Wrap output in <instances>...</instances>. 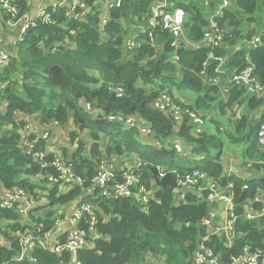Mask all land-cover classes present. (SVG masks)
<instances>
[{
    "label": "trees",
    "instance_id": "1",
    "mask_svg": "<svg viewBox=\"0 0 264 264\" xmlns=\"http://www.w3.org/2000/svg\"><path fill=\"white\" fill-rule=\"evenodd\" d=\"M93 1L86 2L91 7ZM154 1L120 0L118 6L110 9L102 26L96 11L87 15L86 21H73L68 20L64 9L58 6L46 8L51 21L43 22L40 17L34 21L18 42L14 58L0 77L4 82L1 96L5 99L4 111H0V185L15 187L32 195L39 190L47 195L49 203L44 209L37 208L28 215L29 225L35 226L37 234L44 235L55 223L52 206L74 199L91 186L101 157L134 155L142 163L140 182L148 189L155 187L156 193L146 207L134 197H98L95 200L97 208L93 212L97 219L94 229L101 236L94 238L92 248L78 251L82 264H140L147 255L161 256L164 264H192L197 241L205 234L202 219L209 208L207 199L211 191L204 188L208 181H215L216 185L224 188L230 186L235 228L241 232L231 246H225L223 239L211 236L207 245L212 252L220 253L224 262L243 254L245 246L251 252L264 253V215L250 220L242 212L246 200H253L258 191H264V151L257 148L256 142L264 112L255 119L251 116L261 100L248 97L246 110L240 117L229 126L222 124L224 137L233 144L247 145L249 137H255L248 151L250 157L259 161V175L248 179L225 176L220 162V149L225 142L219 140L217 143L215 135L206 133V130L194 135L197 123L187 113H182V119L176 121L171 115L153 109L151 101L160 92L173 96L175 91L184 89L197 93L190 104L180 102L189 110H215L217 104L220 111H224V107L232 108L234 103L241 104L245 100L244 89L236 87L227 102L218 100V88L210 85L200 74L207 49L181 47L178 62L169 61L172 36L166 32H156L158 48L149 43L147 35H142L143 43L131 49V55L124 59L122 44L129 30L122 22L132 24L135 17L145 14ZM175 2L185 10L187 38L199 39L202 27L207 23L203 18L202 0ZM232 2L234 7L216 18L223 31V45H232L238 39H249L259 33L261 46L249 50V56L262 82L264 0ZM15 3L19 13L28 7L27 0H15ZM66 37L74 43L73 46L63 45ZM246 51L245 47L231 53L227 48L219 47L215 52L230 54L228 60H231L225 68L228 73L244 66ZM213 69L214 64L209 65L208 73L212 74ZM117 87L123 89L121 96H116L113 90ZM16 113L31 115L43 124H70L72 129L68 131V139L77 146L71 151L64 147L59 151L47 150L46 139L40 134L30 131L26 136L24 121ZM109 114L139 116L149 123L152 133L150 137H143L135 126H128L117 119L109 120L106 117ZM216 122L220 125L218 122L222 121L217 118ZM202 126L201 123L198 128L202 129ZM175 138L184 144H192L190 150L186 152L184 149L182 153L195 157L194 162H174V155L181 153L174 147ZM213 147L218 151L209 157L207 154ZM39 152L42 157L35 155ZM59 154L83 179L82 185L58 192L57 183L46 184V176L58 175L51 161ZM157 166L163 169V174L159 173ZM195 170L203 171L207 176V180L200 183L203 187L201 195L188 192L184 202L175 203L176 174ZM36 174H40L37 181L34 179ZM254 205L259 206L258 203ZM100 212L108 219L103 220ZM4 218L13 221L8 225L10 231L22 229L20 223L24 218L14 209L0 206V219ZM36 225H40L38 230ZM81 225L86 228L83 223ZM2 232L6 239L12 238L9 231ZM11 243L9 248L0 244V264L7 263L15 255L17 243L14 240ZM33 256L35 264H55L60 259L41 248L35 250ZM11 264L30 263L24 260Z\"/></svg>",
    "mask_w": 264,
    "mask_h": 264
},
{
    "label": "built area",
    "instance_id": "2",
    "mask_svg": "<svg viewBox=\"0 0 264 264\" xmlns=\"http://www.w3.org/2000/svg\"><path fill=\"white\" fill-rule=\"evenodd\" d=\"M86 1L87 0H60L57 5L51 7L58 6L64 9V16L68 20L79 21L83 20L86 16L88 5ZM175 1L187 2V0H156L150 4L142 23L137 26L136 34L134 37H131V39H128L129 48L134 49L135 47H140L143 43L142 35H147L149 43L153 47L155 46L158 48V43L156 42V32H166L172 36L170 41L171 52L168 57L169 61L178 62V50L185 42H187L188 46H192L193 49H207V57L201 64L200 74L210 85L223 83L226 87L224 88L225 93H227L228 89L233 86L246 88L249 91L259 89L263 83L258 79V75L254 71L255 66L249 56V50H254L261 46L262 41L259 33H256L247 39L249 43L246 46V62L244 63V66L240 69L234 68L231 73H227L225 69L231 60H228L230 54L224 53L219 55L215 52L219 47L222 49L227 48V45H223V31L218 25L216 18L221 17L225 13V10L228 9L230 1L221 0L220 12L218 15L210 18L209 22L206 23V28L202 31V36L195 40L187 38L184 30V21L186 17L185 10L182 6L177 5ZM119 4L120 0H114L110 3L109 7H116ZM0 8L5 13L8 25H19V35L17 37V41H21L37 18L34 19L25 13H19V8L17 7L15 0H0ZM38 16L43 22L51 21L50 13L46 12V9H44ZM70 31L71 33H74V30ZM10 58L11 54H9L5 48L0 46V77L4 73L5 68L9 65ZM211 64H214V69L213 73L209 74L208 67ZM3 87L4 82L0 80V90ZM113 90L115 91L116 96H121L123 94V89L121 87L114 88ZM218 95L223 102H227L229 97L222 95L220 92H218ZM180 102L183 101L174 99L166 92H160L153 97L151 107L167 115H171L176 121H180L182 119V113H187L189 117L197 123L194 135H196L197 132L200 134L202 130L198 128V126L202 123V119L200 118L201 116L184 107ZM236 106L237 104L233 107L235 108ZM85 108L90 109L88 105H85ZM234 116L235 115L231 117ZM106 117L109 120L117 119L122 121L128 126L140 127L141 123H143L139 116L123 117L121 114H109ZM140 129L145 132L152 131L150 126H148L147 129L144 127ZM46 136L47 133L43 134V137ZM257 143L259 146L264 147V121L259 124L257 129ZM28 146L31 147V145ZM174 147L177 151L182 152V146L179 143L175 142ZM35 155L38 157L43 156L40 152ZM42 165H44V163ZM51 165H53V167L57 170L58 175L53 176L52 174H49L46 176V179L48 180L47 182L49 186H51L52 183L58 184V192H64L74 185H82L83 179L74 173L71 165L66 163L60 154L54 157L51 161ZM141 165V163H137L131 169L115 171L113 166L102 162L99 164L97 172L92 179L93 184L98 188L100 195L105 198L134 197L143 207H146L153 195L149 189L140 182L139 171L141 169ZM157 169L160 174H163V169L160 166H157ZM175 177L176 187L173 192L182 187H198L200 190L203 188L200 183L207 180L206 174L200 170L183 174L177 173ZM206 186L207 187L204 188L210 189L211 192H214L215 188L218 187L215 181L206 182ZM215 195L229 204L232 208L231 214L235 216L232 193L221 192L215 193ZM30 196V193L20 189L15 196L1 199L0 201L2 202L0 203V206L13 208L16 205L15 201L18 197H26V201L20 202V205L25 207L27 206V202L30 201ZM96 199H98V195L94 193L90 198H84L78 202L71 213V219L75 223V226L63 232L52 244H47L43 239L45 233L49 230L46 231L44 235H39L35 232V226L29 225V223L24 225L22 229H15L21 230V232H17V237L14 239L17 243L16 253L5 264H11V262L24 260L28 261L30 264H35L36 259L33 256V253L39 248L47 250L60 257L55 264H82L78 259V251L87 249L94 245V238L88 233V228H94L97 222V219L92 216L93 202ZM23 211L24 208L20 207L16 212L21 213ZM55 211L56 214L61 212L60 210L57 211V209H55ZM53 217L55 218V215ZM250 217V215H246L247 219ZM82 223L86 225V228L81 225ZM202 224L205 226L207 221H202ZM39 227L40 225H36V230H38ZM210 238L211 237H206L205 230V234L198 239L196 248L192 254V264H212L213 257L218 253H213L207 245ZM243 254L230 261L223 262L229 264H260L258 260V256L260 254L259 251L253 252V254H251L246 260L242 259ZM64 256L65 258H63Z\"/></svg>",
    "mask_w": 264,
    "mask_h": 264
},
{
    "label": "crops",
    "instance_id": "3",
    "mask_svg": "<svg viewBox=\"0 0 264 264\" xmlns=\"http://www.w3.org/2000/svg\"><path fill=\"white\" fill-rule=\"evenodd\" d=\"M60 0H27V5L28 7L23 10L22 12L31 16L32 18L36 19L38 18L39 14L46 8L57 5L59 3ZM114 1V0H101L103 7L100 9L97 5L96 2H98V0H94L92 6L90 7L89 4L87 5V12H86V16L83 20L81 21H86L87 20V15L92 14V12L96 11L101 19V26L102 24L106 21V19H108L109 16V11H110V3ZM230 3L228 5V9H232L234 7V4L232 2V0H229ZM203 2V7H202V13H203V18L206 20V22L208 23L210 18L218 15V13L221 10V0H202ZM35 3V4H34ZM224 12V11H223ZM145 14H142L141 16H137L135 17V21L133 22L134 25L138 26L139 24L142 23L143 18H144ZM126 22H122L123 25L130 27L129 25L125 24ZM207 25V24H206ZM206 25H204L202 27V29L206 28ZM132 27V26H131ZM19 35V25H8L7 21H6V16L5 13L3 12V10L0 8V46H2L3 48H5L7 50V52L9 54H11V57L14 58L15 53L17 52V45L18 42L17 41V37ZM132 33L131 31L129 32V35L124 39L123 44H122V53H123V57L124 59H127L129 55H131V49L129 48V40L131 39ZM189 42V41H188ZM248 40L247 39H238L234 42V44L232 45H227V49L230 50L231 53H236L237 51L244 49L247 45H248ZM63 45L64 46H68L71 47L74 45V43L68 38L66 37L63 41ZM182 47H185L186 49H190V50H195L193 49L192 46H188V43L185 42ZM232 71H230L229 73H231ZM3 75V74H2ZM263 85L259 88L256 89L255 91H249L246 88L244 89V97H254L256 99L261 100V103L258 105L257 109H259V114H262V112H264V80L262 81ZM209 85V84H208ZM214 86H216L218 88L217 90V94L216 97L218 98V100L222 101L219 98L218 92H220L222 95L229 97L232 93V91L238 87V86H233L230 87L228 89V92L225 93L224 92V88L225 85H223V83H217V84H213ZM181 92L183 94H181ZM187 93V90H178L175 91L173 94V98L176 100H181L183 102H189L188 104H190L194 98L190 97ZM215 96V93L213 94ZM223 102V101H222ZM236 104V103H234ZM242 104V103H241ZM216 105V109H207L208 111H194L197 115L199 114L202 119V132L201 134L206 130V133H212L215 135L216 131L218 132H222L223 133V125L225 126H229V123H233L236 119H238L240 117V114L237 111V106L234 108H227L224 107V111H220L219 107ZM4 107H5V99L1 96V90H0V111H4ZM244 111V109H243ZM219 114V116H218ZM223 115H227V118L225 117H221ZM235 115L234 117H231ZM16 116L20 119H22L24 121V132L26 134V136L28 135V133L30 131H34L36 134H40L43 137V132H48L49 134L46 137H43L46 139V149L50 150V151H59L60 148L64 147L66 150L71 151L73 150L77 145L74 143L72 145H55V141L54 139L50 136V129L45 127L46 129H44V131H42L41 133H39L37 131V129H35L32 124L33 121H37L35 118H33L31 115H19L16 113ZM257 116V117H258ZM256 117V118H257ZM17 118V119H18ZM217 118L220 119L222 122H218L220 125H217L215 123V126L213 127V122L217 121ZM141 121L143 123H141V126L144 128H148L149 123L141 118ZM255 119V118H253ZM32 122V123H30ZM38 122V121H37ZM29 124L30 126H28V128H26V124ZM39 123V122H38ZM45 124V123H44ZM48 125H50L51 127H56L57 129L59 127H62L64 130H66L67 133V140L68 139V131L69 129H72V126L70 124H66V125H59L57 122H51V123H46ZM136 127V129L139 131V133L141 134V136L143 137H150L152 131L150 132H145V131H141L140 128L142 127ZM147 131V130H146ZM176 132V130H174ZM195 132V131H194ZM255 137L251 136L249 137V140L247 142V145H237V149L236 146L233 145V143L229 140L226 139L223 135L222 140L225 142L223 147L220 149L221 151V156H220V162L222 164V174L225 176H238L241 178H253L259 175V169H258V164L259 161L253 159L252 157H250V151H248V147L251 146L250 144L252 143L253 139ZM179 139L175 138V142H178ZM91 141L89 140L88 143H90ZM256 142H257V134H256ZM156 145H159L158 142H155ZM180 145H182L183 149H187L186 152L188 150H190V147L192 144L188 143V144H184L179 143ZM185 145V148H184ZM226 145H231L233 146V149L237 150L241 155L240 156H227L224 153V149ZM257 148L260 151H264V147L259 146V144L257 143ZM88 149V148H87ZM47 152V151H46ZM236 152V151H235ZM185 156H189L190 158L195 159V157L190 156L187 153H184ZM245 156L248 157L247 159H245ZM100 163L104 162L107 163L108 165H111L114 167L115 171H121L123 169H131L134 165H136L137 163H141L140 158H137L134 155H110V156H103L101 157ZM99 163V164H100ZM142 164V163H141ZM40 176V174H36L34 175V179L37 181L38 177ZM48 186L49 184L46 183ZM218 185V184H217ZM204 187H207L206 185ZM96 186L94 184H92L91 186H89L88 188H86L84 190V192H82L80 195L76 196L74 199L58 206L54 205L52 206V209L54 211V215L56 216V221L54 226L47 232L45 233L43 239L47 244H52L55 242L56 238L59 237L63 232H65L66 230H68L69 228L75 226V223L72 221L71 219V213L73 208L78 204V202H80L82 199L86 198H90L92 196V194L96 193L98 195V197H103L100 195L99 190L95 191ZM20 189H17L15 187H11V188H5L4 186L0 185V194L3 193L4 197H2L1 199H5L8 198L10 196H15ZM149 191L151 192L152 195H154V193H156V188L152 187L149 188ZM191 192L194 193L196 195H201V189H197V188H193V187H182L178 190H176L174 193V202L175 203H179V202H184L185 201V194ZM231 193V189L230 186H226L224 187H220L218 185V187L215 188L214 192H211L208 196V212L207 215L202 219V221L206 220L207 224L205 225V230H206V237L209 238L211 236H215L218 237L220 239H223V243L225 246H231L234 242V240L241 236V232H238L235 228V216H233L232 213V208L229 206V204H227L225 201L219 199L215 193ZM37 194H31L30 196V201L27 202V206L24 207L22 205H20L21 201H26V197H18L15 201L16 205L12 208L15 211H17V209H19L20 207L24 208V211L21 213H18L21 217H23L24 219H22V222L26 221V217L23 216V214H30L32 212H34L35 209L37 208H43L45 205H47L49 203V199L47 197V195H45V193L43 191H39L37 190L36 192ZM28 196V195H27ZM0 199V200H1ZM254 203H258L259 206H255ZM234 204V202H233ZM95 208H97V204L95 203V201L93 202V208L92 211L95 212ZM44 209V208H43ZM40 209V210H43ZM55 209L60 210V213L56 214ZM242 212L243 215L246 217V215H250L251 217L249 219L251 220H257L258 218H260L261 216L264 215V191H258L257 195H255L253 200H246L243 205H242ZM101 213V212H100ZM93 217H96L94 214L92 215ZM101 216H103V220H107L108 216L105 214L101 213ZM13 221L12 219H0V224L3 225L5 228V230L9 231V234L12 236L13 238V233L12 231H10L8 228V225L11 224ZM3 230V229H1ZM4 231V230H3ZM2 232V231H1ZM88 233L93 237V238H98L101 235L96 231V229L94 228H88ZM3 235V232H2ZM3 240H8L6 239V237L3 235ZM3 245V244H2ZM12 246V243H11ZM93 247V246H92ZM89 247V248H92ZM253 254V252L250 251L248 246H245V252L242 255V259L246 260L250 257V255ZM258 260L259 262H262L264 264V253H260L258 256ZM140 264H164V260L161 256H157V255H147L145 257V259L140 263ZM212 264H229V263H224L222 260V256L220 253H218L216 256L213 257V262ZM232 264V263H231Z\"/></svg>",
    "mask_w": 264,
    "mask_h": 264
},
{
    "label": "rangeland",
    "instance_id": "4",
    "mask_svg": "<svg viewBox=\"0 0 264 264\" xmlns=\"http://www.w3.org/2000/svg\"><path fill=\"white\" fill-rule=\"evenodd\" d=\"M33 2H34V0H33ZM35 4V3H34ZM96 5L101 9L102 7H103V4H102V2H101V0H98V2H96ZM132 26V27H131ZM127 27V26H126ZM128 28V30H129V32L131 31V33H132V36L131 37H134V35L136 34V29H137V26L136 25H134L133 23L132 24H130V27H127ZM11 59H12V57L10 58V61H11ZM181 94H183L182 92H181ZM186 94H188L190 97H192V98H194V97H196V95H197V93L196 92H194V91H191V90H189V91H187V93ZM247 98L248 97H245L244 99V101L242 102V104H238V107H237V111L241 114L242 112H243V109L244 110H246L245 109V103H246V100H247ZM1 110V109H0ZM259 109H255L252 113H251V116H252V118H256L257 116H258V114H259ZM221 117H225V118H227V115H223L222 114V116ZM30 123H32V122H30ZM215 123L217 124V122H213V127L215 126ZM222 125V124H221ZM28 126H30L28 123L26 124V128H28ZM32 126L35 128V129H37V131L39 132V133H41L42 131H44V129H46L45 127H47V128H49L50 130V136L54 139V141H55V145H62V144H64V145H72L71 144V142L69 141V140H67V133H66V130H64L62 127H59L58 129L56 128V127H51L50 125H48V124H43V123H38L37 121H33V124H32ZM44 134L46 133V131L45 132H43ZM215 137H216V139L217 140H215L217 143H218V141L219 140H222V138H223V133L222 132H218V131H216V133H215ZM179 143H181V141L179 140L178 141ZM233 145H235L236 146V149H237V145L236 144H233ZM183 150L184 149H182V152H183ZM217 151H218V149H217V147H213V148H211L210 150H209V152H208V156L210 157V156H213V155H215L216 153H217ZM236 151V152H235ZM176 153L175 155H174V158H173V160H174V162H177V163H185V164H190V163H192V162H194V160L195 159H193V158H190L189 156H185L183 153ZM224 153H225V155H227V156H240L241 154L237 151V150H235V149H233V146H231V145H226L225 146V149H224ZM62 154H60V156H61ZM248 157H246L245 156V159H247ZM2 197H4V195H3V193L2 194H0V199L2 198ZM2 201H0V203H1ZM26 207V206H25ZM28 215L29 214H23V216H25L26 217V221L25 222H22V223H20L22 226H24V225H27L28 223H29V218H28ZM1 229H3V230H5V229H7V228H5L3 225H1L0 224V244L2 245H5L6 247H10L11 246V242L17 237V232L19 231V232H21V230H12V233H13V238H11V239H9V240H3V235H2V230Z\"/></svg>",
    "mask_w": 264,
    "mask_h": 264
}]
</instances>
